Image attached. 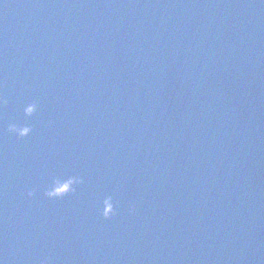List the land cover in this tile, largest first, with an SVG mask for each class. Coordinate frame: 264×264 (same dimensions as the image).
Masks as SVG:
<instances>
[{
    "label": "water",
    "instance_id": "95a60500",
    "mask_svg": "<svg viewBox=\"0 0 264 264\" xmlns=\"http://www.w3.org/2000/svg\"><path fill=\"white\" fill-rule=\"evenodd\" d=\"M0 262L264 264V0H0Z\"/></svg>",
    "mask_w": 264,
    "mask_h": 264
},
{
    "label": "clouds",
    "instance_id": "9594fccd",
    "mask_svg": "<svg viewBox=\"0 0 264 264\" xmlns=\"http://www.w3.org/2000/svg\"><path fill=\"white\" fill-rule=\"evenodd\" d=\"M37 109V104L36 103H28L24 107V111L26 114L31 115L33 112H35ZM8 130L10 132L15 133L16 135L23 137L27 136L31 132V127L29 125H23V126H18L15 123L9 124L8 125ZM71 187L69 186L68 189L65 190H49L46 192V195L49 197H59L63 196L67 191H71ZM29 195H32V192L28 193ZM115 207L113 204V199L111 196H106L104 201H103V208L101 210V214L107 218L111 215L114 214L115 212ZM2 264V262H0Z\"/></svg>",
    "mask_w": 264,
    "mask_h": 264
}]
</instances>
